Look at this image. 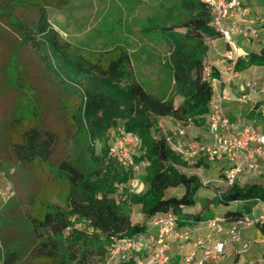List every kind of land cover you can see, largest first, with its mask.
Instances as JSON below:
<instances>
[{"label": "rangeland", "instance_id": "1", "mask_svg": "<svg viewBox=\"0 0 264 264\" xmlns=\"http://www.w3.org/2000/svg\"><path fill=\"white\" fill-rule=\"evenodd\" d=\"M187 18L179 0H0V264L4 244L18 251V264H34L30 251L35 241L29 222L31 217L41 216L51 207L69 209L71 194L65 173L68 166L84 173L94 168L103 173H117L118 177L111 179L116 203L129 212L132 223L144 225L146 217L132 198L146 189L143 177L148 163L136 162L137 171L109 164L107 147L111 132L123 126V121L101 135L91 134L78 118L82 115L79 107L84 101L86 75L66 64L71 60L86 70L83 59L91 53L117 55L122 50L128 57L125 64L128 75L151 93L178 103L181 96L174 84L169 58L176 39L189 49L194 43L182 39L183 30L175 29L177 34L172 35L162 28ZM204 66L210 71L207 60ZM172 121L158 118L160 133L155 135L168 136L174 152L186 162L178 169L197 177L210 195L226 189L227 173L239 164L233 183L239 187L264 188V165L260 159H255L257 168L250 169L243 162V154L209 159L208 153L198 150L208 148L214 152L217 147L207 119L201 126L180 125L182 134L177 122ZM252 125L264 133L260 118ZM34 126L52 136L47 162L40 155L26 160L16 154L25 133ZM120 172L127 174L126 180L120 178ZM182 193L183 188H177L171 194ZM200 201L196 211L210 212L212 216L224 213V207L209 204L203 207L207 200L201 197ZM235 207L250 218L261 212L257 209V213H251L252 202L234 203L231 209ZM71 221L73 226H81L76 216ZM205 222L185 226L190 230L187 242L193 233L197 237L206 235L200 238L199 247L224 239L212 233L207 243L209 230ZM231 225L225 223L222 231L215 234H226ZM246 227L250 226L241 227V231ZM244 244L238 254L246 251ZM148 256L149 251L141 252L127 261L118 259L115 264H133L135 258L147 260Z\"/></svg>", "mask_w": 264, "mask_h": 264}, {"label": "trees", "instance_id": "2", "mask_svg": "<svg viewBox=\"0 0 264 264\" xmlns=\"http://www.w3.org/2000/svg\"><path fill=\"white\" fill-rule=\"evenodd\" d=\"M179 2L188 18L162 28L172 35L177 34L175 29L183 30L182 39L194 43V47L189 49L176 39L169 58L174 84L181 96L178 103L151 93L140 81L128 75L125 69L128 57L122 50L117 55L91 53L83 59L86 70H81L71 60L66 66L86 75L87 83L82 94L84 101L79 107L82 115L78 118L91 134L101 135L116 122L123 121L124 130L136 133L140 138V151L137 153V149L133 157L135 162L148 163L143 177L146 189L132 200L140 204L146 218L170 211L177 217L179 225L186 226L214 216L210 212L196 211L201 205L197 194L203 184L197 177L178 169L186 162L174 152L165 135H155L160 133L156 121L170 117L181 126L205 123L212 87L204 79L206 46L203 41L206 37L220 34L212 26L211 8L203 0ZM250 65H264V46L259 52L238 57L233 70L239 72ZM209 73L211 78L216 74L212 68ZM72 76L75 75L72 73ZM24 137L16 149L18 158L32 160L40 155L47 162L52 136L34 126ZM110 160L109 164L117 168L118 164ZM65 173L71 194L69 209L51 207L41 216L31 217L29 222L30 234L35 241L30 251L34 264H99L108 255L112 240L145 233V224L132 223L129 212L116 203L111 179L118 177L117 173H103L99 168L84 173L72 166H68ZM126 175L119 173L122 180H126ZM178 187L183 188L180 196L166 195L167 190ZM248 201L264 203V188L258 185L239 187L233 183L224 191L215 193L214 199L206 201L203 207H208V204L214 208L222 206L225 210L221 216L225 222L235 223L244 214L240 207L231 209L232 204ZM73 216L80 219V227L73 226ZM4 247L2 264H18V251L5 244Z\"/></svg>", "mask_w": 264, "mask_h": 264}, {"label": "built area", "instance_id": "3", "mask_svg": "<svg viewBox=\"0 0 264 264\" xmlns=\"http://www.w3.org/2000/svg\"><path fill=\"white\" fill-rule=\"evenodd\" d=\"M203 1L211 8L212 26L231 47L224 53V58L229 61L235 60V49L231 41L232 32L225 25V20L232 9L237 10L240 13L239 15L242 16V0ZM234 31L245 38L257 35L255 30L246 29L241 26L235 27ZM204 79L209 82L211 81V75L207 68H205ZM258 92H264V88H260L256 81H248L245 84L244 91L238 97V101L243 102ZM222 100V96L212 97L207 114L209 131L216 138L217 147L214 152H211L208 148H199L198 150L208 153L209 159L222 157L224 154L231 155L233 158L237 157L238 154H243V162L250 169L257 168L255 163V159L257 158L264 165V133L258 131L253 126L245 124L237 126L235 132H233V125L224 113ZM178 128L180 134H182V127L179 125ZM165 138L172 147L167 135H165ZM139 145L140 138L138 134L126 132L123 126L117 127L111 132L107 147L108 158L114 160L121 167L137 171L139 165L134 161L133 153L136 152ZM240 166L241 164L237 165L227 173L226 185H232L234 178L240 170ZM205 223L209 230L207 234L209 238L212 233L222 231L223 225L226 222L224 217L219 215L206 220ZM259 224H264V215L252 218L244 216L241 220L232 223L226 231V238L222 241H214L205 247L202 259L197 261L196 264H205V261L211 259L216 261L222 260L224 258L225 247L228 243L241 242V227ZM145 226V233L125 237L120 240H112L108 255L99 264H115L118 259L127 261L133 254H139L143 251H149L147 260L135 258L133 264H172L169 254L170 246L173 243L187 241L190 238V230L185 226L180 227L177 217L170 211L153 216ZM249 246L244 244V250H247ZM191 263L192 257L188 256L185 258L183 264ZM248 264H264V259H251L248 261Z\"/></svg>", "mask_w": 264, "mask_h": 264}, {"label": "crops", "instance_id": "4", "mask_svg": "<svg viewBox=\"0 0 264 264\" xmlns=\"http://www.w3.org/2000/svg\"><path fill=\"white\" fill-rule=\"evenodd\" d=\"M242 8V16L239 15L240 13H238L237 10L232 9L228 18L225 20V25L230 28L232 32L231 41L235 49V60L238 57L244 58L245 55L250 52H259L261 47L264 46V0H242ZM238 26L245 27L246 29H253L256 31L257 35L245 38L234 31V28ZM203 43L206 46L203 63L207 60L210 64V69L212 68L216 72L210 81L212 97H223V110L233 125V132H235L236 127L240 124L253 126L252 124L257 118L261 119L262 126H264V92H258L243 102L238 101V97L244 91L246 82L253 80L257 82L260 88H264V65H250L242 71L235 72L233 70L235 60L229 61L224 58V53L231 47L221 35L206 37ZM164 118L170 119V117ZM172 120L174 119L171 118V121ZM172 122L175 124V120ZM179 125V123H176L177 127H179ZM164 132L166 131L164 130ZM175 189L177 188L167 190L166 195H172L171 193ZM208 192L209 190L206 188L199 189L197 198L200 199L202 197L204 200L211 201L214 199L215 194L210 195ZM248 202L254 204V208H251L252 214L257 213V209H259L261 210L259 215H264V203L255 201ZM246 203L247 202L244 204ZM150 219L151 218H146L144 224L146 225ZM228 224L232 223H227V225ZM179 226L181 227V225ZM213 234L215 236L222 235L221 237L224 239L227 236L225 233L215 234L214 232ZM205 236L204 234L203 237H197V235L195 236L193 233L190 242L182 241L173 243L169 250L171 263L183 264L185 258L191 256V264H196L204 253L205 246L199 247L201 246L199 241L201 240L200 238L203 239ZM208 242L209 238L207 237V243ZM244 243H250L249 249L244 253L238 254ZM225 254L224 259L221 261L211 259L204 263L248 264L250 259H264V224L244 228L241 231V242L228 243L225 247Z\"/></svg>", "mask_w": 264, "mask_h": 264}]
</instances>
